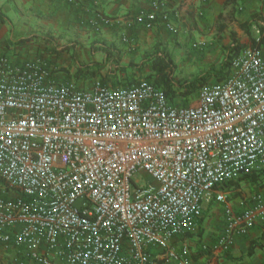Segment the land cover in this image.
I'll use <instances>...</instances> for the list:
<instances>
[{"label":"built area","instance_id":"built-area-1","mask_svg":"<svg viewBox=\"0 0 264 264\" xmlns=\"http://www.w3.org/2000/svg\"><path fill=\"white\" fill-rule=\"evenodd\" d=\"M176 1L117 20L92 0L80 23L175 34L193 0ZM58 71L41 55L18 63L0 52V242L15 264H215L175 243L200 227L204 202L224 205V230L204 246L213 256L264 220V194L239 212L222 189L264 168L262 46L187 105L147 78L112 86Z\"/></svg>","mask_w":264,"mask_h":264},{"label":"crops","instance_id":"crops-1","mask_svg":"<svg viewBox=\"0 0 264 264\" xmlns=\"http://www.w3.org/2000/svg\"><path fill=\"white\" fill-rule=\"evenodd\" d=\"M172 4L173 7L178 6L176 0H172ZM93 5L92 0H76L75 4L64 0H0V52L18 63L40 55L48 58L52 53L50 61L59 67L57 75L61 80L75 79L77 73L79 82L101 79L109 85L120 86L125 83L115 81L118 72L142 60L149 48L172 58V51L174 54L177 50L186 53L185 48L194 44L192 46L198 49L196 51L192 47L193 51L197 56L204 54L207 62L211 60L208 57L217 48L219 40L226 42L232 32V35L248 33L259 22L257 32L260 36L257 39L263 36L260 31L264 28V0H237L233 9L232 6L226 7V0H193L188 8L183 9L185 18L178 23L179 31L175 34L167 31L161 23L153 29L139 25L127 28L121 23L103 26L99 30L83 27L80 17L89 14ZM97 6L105 15L119 20L123 16L149 10L151 0H99ZM247 22L251 25L247 26ZM124 36L128 37L127 41H124ZM36 37L42 39L38 41ZM61 61L64 64H60ZM61 65L69 67V72L62 70ZM85 67L93 69L95 75L92 71L78 72ZM183 101L175 100L180 104ZM254 173L258 176L241 178L222 188L230 193V204L236 211L249 208L257 193L264 194V168ZM224 226V205L216 200L204 202L200 227L175 240V243L187 244L192 257L199 261L264 264V220L247 235L237 236L228 252L213 256L204 246H213ZM153 251L157 254L159 250ZM16 254L13 248H6L0 242V264H15ZM159 264L179 263L171 260L167 263L160 261Z\"/></svg>","mask_w":264,"mask_h":264},{"label":"rangeland","instance_id":"rangeland-1","mask_svg":"<svg viewBox=\"0 0 264 264\" xmlns=\"http://www.w3.org/2000/svg\"><path fill=\"white\" fill-rule=\"evenodd\" d=\"M257 26L255 28H251L248 33L245 32H238V35H231L227 37L226 42H219L217 43V48L213 51H211V55L208 57V59H211L209 61L206 60V56L204 54L202 55H196V52L193 51L192 45L188 46V48H185L186 53H182V50L172 51V78L174 80V83H176V88L179 90H183V85L185 83H193L199 79V77L207 74L211 69L218 70L221 65L224 63L226 59V55L228 52V47L232 45V43L240 44L244 47H252L254 40H257V38L260 36V34L257 32L260 29V24L257 22ZM229 34V33H228ZM26 37H30L27 35ZM35 38V37H34ZM36 39H42L39 37H36ZM37 41V40H35ZM28 42H31L29 40ZM201 46V45H199ZM264 48V46H262ZM194 48V47H193ZM202 47H200L201 49ZM187 49V50H186ZM195 49V48H194ZM198 49V47H196ZM195 49V50H196ZM190 51V52H189ZM197 51V50H196ZM158 51H156L154 48H149L145 51V54L143 56L142 60H139L138 63L134 65H130L128 67H124L121 72L119 71L116 75L115 81H120V83H125L124 85H127L133 81H137L141 78H148L152 81H154L156 78H158L157 74H155L153 67L151 66L150 58L157 55ZM45 57V56H44ZM52 53L49 55V60L51 59ZM58 59H60V54H57ZM56 60V59H55ZM62 62V61H61ZM60 64H64L63 62ZM61 69L69 72V67L65 65H61ZM71 68V67H70ZM61 70V71H62ZM113 70L112 72H114ZM75 80H79V76L77 73L74 75ZM208 82L214 83L218 80V76L214 73L211 74V76L207 77ZM198 98V93L194 92L187 97L184 96L182 99L185 101L182 102V104H194L196 103ZM180 100V99H179ZM177 103V102H176ZM180 104V103H179ZM134 179H139L141 182L145 181L146 176L145 175H137Z\"/></svg>","mask_w":264,"mask_h":264},{"label":"trees","instance_id":"trees-1","mask_svg":"<svg viewBox=\"0 0 264 264\" xmlns=\"http://www.w3.org/2000/svg\"><path fill=\"white\" fill-rule=\"evenodd\" d=\"M237 0H226V7L227 6H232V9L236 6ZM247 26H250L251 23L247 22ZM261 28V33H263L262 37L259 38V41L254 40L253 46L254 47H260L264 46V30L262 31ZM246 49V47L240 45V44H232L228 47V52L226 55V59L224 63L221 65V67L218 70L211 69L207 74L199 77V79L193 83H185L183 85V90L179 92V90L176 88V83H174V80L172 78V58L170 55L166 54H157L150 58L151 66L153 67V70L155 71L154 73L157 74L158 78H156L154 81L150 80L151 82L163 87L165 91L168 94V98L170 101H175L176 99H182L184 96H188L194 92L199 93V89L202 85L208 82L207 77L211 76L212 73L216 74L218 76V80H224L229 72H230V63L233 57H235L237 54H239L242 50ZM91 72L92 75H95V71L91 69L90 67H85L84 69L78 70V72ZM187 105V104H184ZM254 176H258L256 173H252L246 176H243L241 178H251ZM239 178V179H241ZM238 180V179H237ZM234 180L232 182H228L227 184H232L233 182L237 181ZM226 185V184H225Z\"/></svg>","mask_w":264,"mask_h":264}]
</instances>
